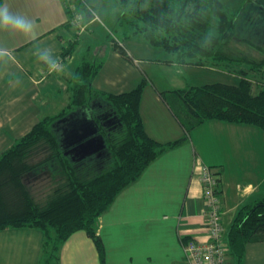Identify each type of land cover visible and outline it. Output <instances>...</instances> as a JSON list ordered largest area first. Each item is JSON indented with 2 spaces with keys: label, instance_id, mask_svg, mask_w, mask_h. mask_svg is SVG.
Instances as JSON below:
<instances>
[{
  "label": "crops",
  "instance_id": "1",
  "mask_svg": "<svg viewBox=\"0 0 264 264\" xmlns=\"http://www.w3.org/2000/svg\"><path fill=\"white\" fill-rule=\"evenodd\" d=\"M72 1L73 9L69 10L66 0H0L33 25L29 33L0 26V154L44 116H53L69 104L71 82L79 64L84 57L95 58L92 48L101 40L96 32L99 24H94L91 36L84 34L92 24L91 14L80 10L78 2L96 13L100 11L110 23L117 20L119 33L111 45L100 50L103 65L93 78V87L118 94L145 79L139 110L146 133L161 143L187 136L159 154L115 197L100 217L98 234L108 264H185L183 242L209 239L208 209L200 178L204 166H211L220 176L225 238L239 209L264 198V129L210 118L187 132L177 108L162 93L167 92L168 97L170 90L190 85L237 83L240 76L210 62H179L164 48L161 57H144L153 44L143 34L132 32L128 23L120 22L116 0ZM83 25L85 31L81 30ZM75 39L70 55L48 72L50 66L41 53L47 51L59 61L64 48ZM118 43L132 61L121 55ZM144 59L146 64L151 61L150 72L141 67ZM157 65L162 68H155ZM159 74L165 78L161 87L155 81ZM192 75L197 81L190 79ZM207 75L211 76L205 81ZM44 243L45 234L38 228L1 229L0 264H41ZM57 254L55 264H102L93 238L84 229L74 231ZM228 262L264 264V241L249 242L240 263L229 248Z\"/></svg>",
  "mask_w": 264,
  "mask_h": 264
},
{
  "label": "trees",
  "instance_id": "2",
  "mask_svg": "<svg viewBox=\"0 0 264 264\" xmlns=\"http://www.w3.org/2000/svg\"><path fill=\"white\" fill-rule=\"evenodd\" d=\"M116 1L120 22L173 53L177 61L199 65L210 62L240 76L237 83L190 85L170 90L168 97L167 92L162 93L177 108L187 132L210 118L264 129V85L257 88L251 78L255 76L253 70L264 74V60L257 62L226 53L242 20L249 17L251 31L264 22V0ZM76 43V39L68 43L63 59ZM117 49L133 60L123 44H117ZM242 61L251 63L249 68L238 66ZM231 62L236 65L231 66ZM102 65L101 59L84 57L71 82L69 104L53 116H44L0 154V230H42L45 243L41 264H55L61 244L79 229L93 238L102 264H108L98 234L100 217L159 154L187 136L166 143L151 138L139 110L145 79L129 91L103 92L92 85ZM82 106L88 107L97 121L112 120L108 126L100 125L107 144L106 154L101 157H73L61 145V130L56 126ZM39 180L52 183L44 198H38L35 192ZM225 240L237 263L243 261L249 242L264 241V198L239 209Z\"/></svg>",
  "mask_w": 264,
  "mask_h": 264
},
{
  "label": "rangeland",
  "instance_id": "3",
  "mask_svg": "<svg viewBox=\"0 0 264 264\" xmlns=\"http://www.w3.org/2000/svg\"><path fill=\"white\" fill-rule=\"evenodd\" d=\"M71 4H73V1L71 2ZM255 4H257V3H255ZM78 5H80V10H82L84 8V10H89V11L93 10L94 11L92 14L90 12V14H91L90 21H92V24H90L88 26L86 31H85L86 26L83 25L81 30L85 31L84 32L85 35L87 34L88 36L89 35L91 36V34H93L92 30L94 29V24H99V29L96 32L98 34L97 38H99L101 40H99V45H97V46L94 45V47L92 48V52L94 53L95 58L103 60L104 54L102 52H100V50L103 47L102 50L104 51V48L107 45H111L113 38L116 37L117 36L116 34L119 33L118 32L119 31V24H117V20L114 21L113 23H110L108 21V18L106 16H103V14L100 11H97L99 18H96V16H95L96 11L93 8L89 9V5H87V4L85 5L82 1L78 2ZM69 8H70V5L68 6V9ZM260 14H261V16H263V13H260ZM256 16L257 15H255V17ZM77 20H78V18H77ZM251 26L252 25L249 23V17H247L246 19L241 21L240 30H239L238 34L236 35V37L231 39V41L227 45L226 53L231 54L233 56H238L241 58L243 57V58L248 59V60H254V61L260 62L261 60H264V22L261 24V26H259L257 28V30L251 31L250 30ZM119 37L121 40H125V38H123L122 36H119ZM153 46L151 45V51L149 52V54L144 55V57H149L151 59H154L157 57H161L162 55H160V53H165L162 50V47L155 46V45H153ZM146 59H148V58H146ZM146 59L143 60L144 62L142 63V66H141L143 69H147V68H150V66H152L151 64H149V63H151V61L146 64V62H145ZM231 64H233L231 66L236 65L235 62H231ZM239 65L240 66L244 65L246 68H249L251 63L246 62V61H242V62H240V64H238V66ZM58 67H56L55 69H49L48 72H52V71L56 70ZM155 68L160 69L162 67L157 65V67H155ZM253 75H255V76H251V78L254 79V82H255V85L257 88L259 87V85H264V74L261 75L260 73H256V71L253 70ZM210 76L207 75L206 78L204 77L205 78L204 80L205 81L209 80ZM164 79L165 78L161 74H159V78H156L155 81H156L157 85H159L161 87V84L163 85V83H165ZM190 79H193V81H197V80H195L196 77L193 75H192V78L190 76ZM209 167H211V166H209ZM215 173L218 177V180L220 181L219 174L217 172H215ZM202 185H203V183H202ZM34 186H35V190H36L35 192H36L38 198H44L48 189L50 187H52V183L48 180H39L35 183ZM203 192H204V187H203ZM218 192H219V198H220L219 202L222 206L220 189Z\"/></svg>",
  "mask_w": 264,
  "mask_h": 264
},
{
  "label": "built area",
  "instance_id": "4",
  "mask_svg": "<svg viewBox=\"0 0 264 264\" xmlns=\"http://www.w3.org/2000/svg\"><path fill=\"white\" fill-rule=\"evenodd\" d=\"M66 1L67 6L70 5L69 10H72V0ZM90 12L92 14L94 11L91 10ZM95 16L99 18L97 13ZM76 19L77 16L75 17V21ZM63 60L62 57L57 61V67L61 65ZM203 169L201 181L203 183L204 197L208 209L206 212V229L209 239L207 241H200L190 238L183 242L185 264H229V247L225 240L223 209L219 202L220 198L218 191L220 188V181L211 167L205 166Z\"/></svg>",
  "mask_w": 264,
  "mask_h": 264
},
{
  "label": "water",
  "instance_id": "5",
  "mask_svg": "<svg viewBox=\"0 0 264 264\" xmlns=\"http://www.w3.org/2000/svg\"><path fill=\"white\" fill-rule=\"evenodd\" d=\"M111 122V119L97 121L91 110L82 106L62 118L56 127L61 130V145L66 154L79 158L101 157L106 154L107 144L100 125L105 127Z\"/></svg>",
  "mask_w": 264,
  "mask_h": 264
},
{
  "label": "clouds",
  "instance_id": "6",
  "mask_svg": "<svg viewBox=\"0 0 264 264\" xmlns=\"http://www.w3.org/2000/svg\"><path fill=\"white\" fill-rule=\"evenodd\" d=\"M0 26H11L25 33H29L33 30L31 21L26 20L23 16L14 14L4 3H0ZM41 58L49 64L50 69H55L57 67V61L49 52H42Z\"/></svg>",
  "mask_w": 264,
  "mask_h": 264
}]
</instances>
